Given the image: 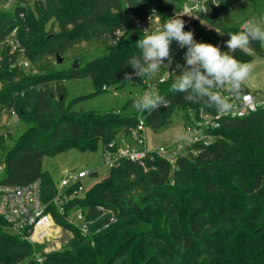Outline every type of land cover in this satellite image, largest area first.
<instances>
[{"label": "trees", "instance_id": "1", "mask_svg": "<svg viewBox=\"0 0 264 264\" xmlns=\"http://www.w3.org/2000/svg\"><path fill=\"white\" fill-rule=\"evenodd\" d=\"M240 1L223 0L185 22L184 30L193 31L197 42L227 52L228 34L238 32L241 24H227L221 13ZM182 2L17 0L13 9H0V41L17 27L31 63L29 69L0 71V115L3 106H13L18 114L14 128L24 127L20 133L6 127L7 135H0L5 171L0 184L22 186L39 179L48 199L56 193V183L44 169L46 155L103 148L128 134L138 123L139 113L132 107L137 97L109 110L77 107L111 86L120 90L140 85L143 92L155 86L169 100L167 107L141 113L154 131L169 125L177 111L184 126L199 119L201 111L218 113L203 103L189 104L183 93L169 90L187 51L175 41L172 64L165 60L161 68L168 70L164 81L134 75L132 82L124 80L125 73L134 71L125 65L138 54L136 43L143 34L135 22L155 9L163 24ZM254 53H264L261 43L231 54L247 62ZM0 54L8 64L7 48L0 45ZM86 77L94 90L69 98L66 82ZM212 133L210 144L194 143L173 161L157 155L147 169L129 159L109 168L67 203L68 212L81 207L94 220L91 234L84 235L55 213L72 237L61 250L45 253L42 262L37 253L44 245L8 232L0 218V264H264V108L242 117L224 116ZM98 176V171L92 173ZM101 207L112 211L116 220L111 222V213Z\"/></svg>", "mask_w": 264, "mask_h": 264}, {"label": "built area", "instance_id": "2", "mask_svg": "<svg viewBox=\"0 0 264 264\" xmlns=\"http://www.w3.org/2000/svg\"><path fill=\"white\" fill-rule=\"evenodd\" d=\"M223 0H183L182 4L170 16L176 14L183 15L186 23L198 19L200 14L207 11L210 7L220 4ZM11 0H0V7L5 9L9 7ZM2 9V8H1ZM136 26L143 32L149 28L154 31L162 27V21L157 13L153 10L148 16L142 20H137ZM117 39L121 36V31H116ZM2 47L7 48L9 53L8 64L2 61L0 54V71L7 67L12 70L15 67L29 69L30 60L26 55V48L22 44L18 28H14L3 40L0 41ZM168 75L166 70L160 77V81H164ZM155 86H150L145 91H152ZM143 92V93H144ZM233 109L230 113L207 114L200 112V118L193 123L184 126L185 136L181 141L172 148L164 145L151 146L148 143V127L144 116L138 114L137 125L126 135L111 141L103 147V158L109 168L118 166L123 159H129L138 162L147 169V163L153 161L157 155H161L170 161L194 143L210 144L215 136L212 129L220 125V119L224 116L242 117L250 112H255L264 108V90L256 89L244 91L242 95L232 98ZM17 111L13 106H3L0 117H10L17 120ZM10 125V123L8 124ZM6 127L0 128V135H7ZM4 168V164L0 163V169ZM99 169L82 168L73 171L64 176L59 183L56 184V193L48 199H44L43 187L41 180L36 179L22 186H13L0 184V218L3 221L5 230L18 235L22 240H27L33 244L44 245L58 235L64 228L55 219V213L65 217L71 224L80 229L84 235H90V227L94 220L88 219L87 214L81 207L73 208L70 212L67 210V203L76 196L84 194L88 187L85 180L92 177V173ZM106 173L103 175L105 176ZM103 213L110 212V221H115V214L101 207ZM109 225L106 223L102 228ZM68 230V229H66ZM100 229H97L99 231ZM50 252L44 246L43 251L37 253L39 262L44 261L45 253Z\"/></svg>", "mask_w": 264, "mask_h": 264}, {"label": "clouds", "instance_id": "3", "mask_svg": "<svg viewBox=\"0 0 264 264\" xmlns=\"http://www.w3.org/2000/svg\"><path fill=\"white\" fill-rule=\"evenodd\" d=\"M176 14L168 18L162 27L149 31L143 30L141 39L136 43L138 54H133L126 62L134 70L125 73L124 80L132 82L133 75L139 78H155L161 68L173 62L171 45L175 41L180 48H186L185 64H177L179 75H174L170 85L173 93H183L189 104H205L220 113H230L233 109L232 98L243 94L244 83L252 72L253 64L241 62L231 53L237 50L249 51L254 42L264 44V22L250 18L240 25V30L229 33L226 41L227 52L210 43L197 42L193 31H185V21ZM169 100L157 90L145 91L138 96L132 107L138 113H151L160 107H167ZM177 139H182L178 137Z\"/></svg>", "mask_w": 264, "mask_h": 264}, {"label": "rangeland", "instance_id": "4", "mask_svg": "<svg viewBox=\"0 0 264 264\" xmlns=\"http://www.w3.org/2000/svg\"><path fill=\"white\" fill-rule=\"evenodd\" d=\"M4 1V0H1ZM17 0H11V4L6 10H11L15 7ZM5 9L3 6L0 9ZM224 21L229 25L242 24L250 18H256L258 22H264V0H241L236 3L229 10L221 13ZM138 30V26H136ZM208 28H212L208 25ZM141 31V30H140ZM264 52V44H261ZM253 64V72L250 78L245 81V85L251 90L262 89L264 90V53H254L253 58L249 61ZM163 70L157 74L155 78H147L148 82L159 80L163 74ZM68 88L69 98L80 94H87L94 90V86L89 77L86 78H73L66 82ZM110 91L100 93L94 97L86 99L77 107L84 109L99 108L109 110L113 108H120L123 104L132 97H138L143 94V89L140 85H126L123 89L115 90L113 86L108 87ZM16 120L10 117H0V128L9 127L13 128V133L17 131L20 133L24 127L21 125L15 126ZM10 123V125H8ZM186 134L183 125L182 112L177 111L172 122L157 130L148 129V143L151 146L164 145L172 148L178 144ZM44 169L48 170L55 181L59 183L60 180L73 171L82 168L99 169L98 177H90L85 180L86 186L89 188L93 183L98 181L105 173L109 171V166L105 164L103 158V148L99 146L94 150L80 151L77 149H69L57 155H46L43 159ZM5 176L4 168L0 169V180ZM72 237L70 230L63 229L60 235L51 238L44 246L49 251L61 250L64 244Z\"/></svg>", "mask_w": 264, "mask_h": 264}, {"label": "water", "instance_id": "5", "mask_svg": "<svg viewBox=\"0 0 264 264\" xmlns=\"http://www.w3.org/2000/svg\"><path fill=\"white\" fill-rule=\"evenodd\" d=\"M58 58H59V59H58V61H57V62H58V63H61V62L63 61V58H62V57H60V56H58ZM74 65H75V66H77V65H78V64H77V62H75V64H74Z\"/></svg>", "mask_w": 264, "mask_h": 264}, {"label": "crops", "instance_id": "6", "mask_svg": "<svg viewBox=\"0 0 264 264\" xmlns=\"http://www.w3.org/2000/svg\"><path fill=\"white\" fill-rule=\"evenodd\" d=\"M251 90V89H250Z\"/></svg>", "mask_w": 264, "mask_h": 264}]
</instances>
